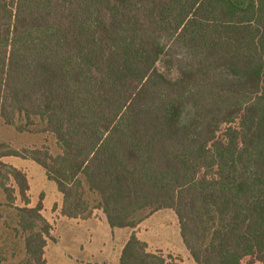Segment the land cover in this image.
<instances>
[{"label":"trees","instance_id":"1","mask_svg":"<svg viewBox=\"0 0 264 264\" xmlns=\"http://www.w3.org/2000/svg\"><path fill=\"white\" fill-rule=\"evenodd\" d=\"M0 118L53 135L55 154L0 144V159L42 167L62 215L134 228L170 208L196 264H264V0H0ZM0 167L23 203L0 181L17 264H47L42 202ZM118 264L186 263L131 233Z\"/></svg>","mask_w":264,"mask_h":264},{"label":"rangeland","instance_id":"2","mask_svg":"<svg viewBox=\"0 0 264 264\" xmlns=\"http://www.w3.org/2000/svg\"><path fill=\"white\" fill-rule=\"evenodd\" d=\"M226 127H220L217 138H222ZM0 144L17 151L45 147L50 154H55L59 150L52 134L17 132L14 126L4 124L1 118ZM0 160L6 166H14L25 173L30 205L42 200V214L51 225L45 247L47 264H118L120 251L131 233L144 241L150 252L176 256L186 264H196L182 242L177 217L172 209L141 211L136 216L138 222L134 228L110 227L102 211L97 209L89 218H69L60 213L61 194L55 183L47 179L42 167L33 160L18 156H4ZM6 174L5 168L0 167V181L14 187L17 197L15 205L22 206L16 184L11 177L6 179ZM84 196L90 205H94L97 199L95 194L86 191ZM0 214V248L6 256L4 264H17L26 257L23 234L18 230L16 210L6 205L1 187Z\"/></svg>","mask_w":264,"mask_h":264},{"label":"crops","instance_id":"3","mask_svg":"<svg viewBox=\"0 0 264 264\" xmlns=\"http://www.w3.org/2000/svg\"><path fill=\"white\" fill-rule=\"evenodd\" d=\"M61 194V193H60ZM42 202V200H41ZM61 204H62V196H61ZM42 208H43V204H42ZM60 209H61V206H60ZM41 213H42V210H41ZM61 213V212H60ZM43 215V214H42ZM64 216V215H63ZM89 218V217H88ZM75 219H81V218H75ZM85 219V218H84ZM121 252V251H120ZM120 255V254H119ZM119 259V258H118Z\"/></svg>","mask_w":264,"mask_h":264}]
</instances>
